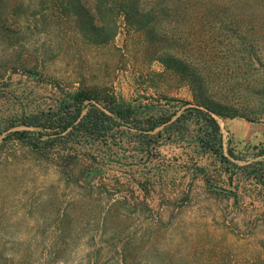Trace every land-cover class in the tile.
Masks as SVG:
<instances>
[{"label":"rangeland","instance_id":"1","mask_svg":"<svg viewBox=\"0 0 264 264\" xmlns=\"http://www.w3.org/2000/svg\"><path fill=\"white\" fill-rule=\"evenodd\" d=\"M171 2L179 17L162 28L177 47L174 53L197 68L212 97L251 117L217 118L232 164L217 163L191 145L196 126L177 122L182 112L169 122L182 125V134L164 136L148 152L133 136L110 150L75 148L70 166L9 140L5 127L15 116L44 107L55 94L49 84L54 80L63 89L81 82L107 85L130 99L150 85L146 76L164 68L152 58L154 47L129 33L122 19L112 41L96 44L73 17L5 14L0 17V264H264V179L249 174L251 160L264 152V63L253 65L246 53L251 44L264 57V17H253L264 11V0ZM236 27L246 35L236 36ZM155 86L173 99L159 103L166 108L192 102L189 88L175 79ZM17 129L22 126L11 131ZM147 175L152 178L144 179ZM114 201L125 207H113L108 216L120 233L98 226Z\"/></svg>","mask_w":264,"mask_h":264},{"label":"trees","instance_id":"2","mask_svg":"<svg viewBox=\"0 0 264 264\" xmlns=\"http://www.w3.org/2000/svg\"><path fill=\"white\" fill-rule=\"evenodd\" d=\"M8 13L15 17H34L35 20L36 17H73L85 37L96 44H108L112 41L119 33V21L122 19L129 33H139L143 36L145 45L154 47L152 58L164 68L163 72H154L146 77L141 74L139 77H145L150 85L144 80L143 84L146 85L143 89H138L130 99L107 85L88 86L81 82L77 87L63 89L54 80L49 84H53L57 90L55 89V94L44 107L31 108L24 116H15L17 118L5 127V131H9V140L23 144L41 158L55 156L70 166L75 160L72 156L75 148L110 150L131 141L133 136L137 137L144 152H148L164 136L171 140L173 136L182 134V125L175 126V121L169 124L178 112H182L177 122L184 121L187 123L186 127L189 122H194L196 126L195 134L190 140L191 145L196 146L203 154H209L217 163L232 164L223 150L222 131L217 118L240 117L250 120L251 117L232 104L212 97L197 68L174 53L177 47L162 28L167 20L179 17V8L171 0H92L90 4H86L85 0H0V17H5ZM254 14L253 17H264V11ZM235 17L243 16L236 13ZM86 29L88 33H85ZM245 32L242 27L234 30L238 37L246 35ZM249 49L250 51L246 49V53L250 63L262 65L264 57L256 54V46L250 44ZM147 52L151 54L148 49ZM171 79L189 88L192 102H182L180 108H166L159 104L162 100L171 104L173 99L159 92L155 84L157 81ZM151 88H155L154 94L149 93ZM19 126L22 129L11 131ZM229 156L234 158L232 152ZM263 156L264 152H260L249 164L252 167L250 176L260 182L264 179V158L259 157ZM92 160L97 161L96 157ZM150 178V175L144 177ZM143 188L147 191L145 185ZM114 202L104 215H100L98 226L102 230L111 228L120 233L122 228L110 223L108 216L113 207L121 204L125 207L123 202ZM118 239L120 240L119 234L114 236V241Z\"/></svg>","mask_w":264,"mask_h":264},{"label":"crops","instance_id":"3","mask_svg":"<svg viewBox=\"0 0 264 264\" xmlns=\"http://www.w3.org/2000/svg\"><path fill=\"white\" fill-rule=\"evenodd\" d=\"M245 132L249 133L250 131H245ZM243 134H244V133H243ZM259 136H262V137H263V134H262V135L259 134Z\"/></svg>","mask_w":264,"mask_h":264}]
</instances>
